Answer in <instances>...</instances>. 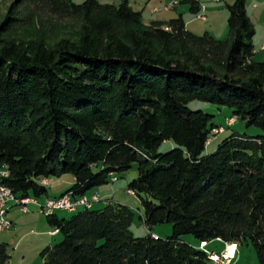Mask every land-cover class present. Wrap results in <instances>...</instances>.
I'll return each instance as SVG.
<instances>
[{
  "label": "trees",
  "instance_id": "trees-1",
  "mask_svg": "<svg viewBox=\"0 0 264 264\" xmlns=\"http://www.w3.org/2000/svg\"><path fill=\"white\" fill-rule=\"evenodd\" d=\"M182 3L202 12L199 0ZM227 8L229 38L218 40L189 31L182 15L146 24L127 0L15 1L0 25V184L40 199L43 179L71 175L64 195L78 198L138 163L128 191L149 230L134 237L132 209L115 202L69 219L53 214L48 224L62 240L43 250V264H210L201 245L213 241L252 245L264 264V62L254 59L247 0ZM44 17L80 27L53 46L14 35ZM196 100L233 109L231 118L263 135L233 134L204 156L225 128L191 110ZM168 141L177 148L160 154ZM160 224L172 236L154 233ZM9 260L0 243V264Z\"/></svg>",
  "mask_w": 264,
  "mask_h": 264
},
{
  "label": "rangeland",
  "instance_id": "rangeland-1",
  "mask_svg": "<svg viewBox=\"0 0 264 264\" xmlns=\"http://www.w3.org/2000/svg\"><path fill=\"white\" fill-rule=\"evenodd\" d=\"M15 1L16 0H0V25L6 20ZM72 1L75 4H82L85 0ZM98 1L101 4L119 5L124 0ZM182 1L183 0H129V4L134 10L142 13L143 21L146 24H150L154 21L171 20V18H173L172 16H177L175 9L177 8L182 14L184 13V10H186L185 21L192 20L187 26L188 30L195 35L202 36L205 33H209L218 40H226L229 38L228 20L230 14L227 5L232 4L234 0H201L202 12L200 14L205 15L206 19L193 15L190 11L189 5L182 3ZM255 2L257 5L254 7L252 0H247V13L256 32L253 39L256 51L254 59L256 62H264V0H256ZM175 3L177 4L174 7L173 5ZM79 27V23L75 21L59 22L49 17H44L38 19L30 27L17 30L14 35L24 44L31 40H43L48 46H53L63 39L75 37ZM188 106L193 111H203L204 113L213 116L211 123L217 128H225L224 133H221L223 131L222 129H219V131H216L215 135H211V144L207 145L203 153L204 156L213 154L222 142L233 134L238 133L254 137L263 135L261 129L255 126H248L247 122L241 118H236L237 122L229 127L230 123H228V120L229 118L234 117V111L231 108L223 106L219 107L198 100L192 101ZM175 148H177L176 144L173 141H168L159 148L158 152L160 154H166ZM138 175L139 164L135 163L128 172L115 175L118 178L117 182L113 181L104 186L91 189L86 195L90 197L93 193L97 192V189H102L104 187L110 190L112 193L110 199L106 200V197H102L101 201L92 205V209H103L110 202H117L130 207L134 213L131 232L136 238H144L149 235V230L143 220V205L137 196H132L130 191H128L130 183L138 178ZM60 179H63L62 181L64 182L62 187L68 188L71 186L69 184L73 179V176L65 175L58 179L55 178L54 181L57 183L61 181ZM45 180L51 182L50 179ZM57 185L58 184H55L54 187L48 186V196L60 194L62 187L58 188L59 186ZM114 194L116 195L114 196ZM66 196L69 195L47 199L48 201L46 200V202L50 203L51 201ZM70 197L72 196L70 195ZM44 199H46V196L41 197L39 200ZM22 201L23 200L21 199L19 203H23ZM28 208L29 213H25L19 206L13 204L9 209V213H7L8 219L13 222V227L9 230L0 232V243L7 244L8 253L10 255L8 264H43V250L47 247L55 246L62 240L60 235L53 236L51 234L52 228L48 224L47 217L54 213L50 214L49 211H47V205H40V211L33 205H30ZM42 211L44 214L40 213ZM55 214L60 218L66 219L73 216L72 212L68 213L61 210L55 211ZM153 232L157 233L162 239H166L172 236L173 228L170 224H160L153 227ZM182 240L191 246H200V242L192 235L183 236ZM206 248L211 251V253H209V258L212 261L210 264H218L215 262V259L212 258V251H215L217 255L220 254V256H222L227 249V247L225 248V244L221 241H213L210 246H206ZM236 250L237 254L235 259L229 262L225 261L224 264H258V255L252 245H239Z\"/></svg>",
  "mask_w": 264,
  "mask_h": 264
},
{
  "label": "built area",
  "instance_id": "built-area-1",
  "mask_svg": "<svg viewBox=\"0 0 264 264\" xmlns=\"http://www.w3.org/2000/svg\"><path fill=\"white\" fill-rule=\"evenodd\" d=\"M177 3H175L173 6L175 7ZM199 18L206 19L205 15H199ZM264 48V45H263ZM237 122L236 117L230 118L228 120V123H230V127L233 126ZM222 133V132H221ZM1 175L3 177H8L9 172L4 170L1 172ZM116 182L118 181V178L115 177ZM43 185H50V182L48 180L43 179L42 180ZM101 200L99 194H94L90 197L85 195L84 197H70L68 200H58V203H49L46 202L44 204H39L37 199L35 198H28V202L26 203H17V196L14 195V193L8 189L3 184H0V232L6 231L8 229L12 228V222L8 219L6 215V208H9V204H16V206H19L24 212H28V205L31 203L38 204L39 208L40 205H47V211H65V212H72V210H81V209H88L91 208V206L94 203H97ZM44 214V212H41ZM59 233V230L56 229L54 231H51V234L53 236L57 235ZM207 243H202L201 248H206ZM226 253V252H225ZM222 254V256L217 255L215 252H213V259H215L216 263L218 264H224L225 261H231L234 258H228L226 254Z\"/></svg>",
  "mask_w": 264,
  "mask_h": 264
},
{
  "label": "crops",
  "instance_id": "crops-1",
  "mask_svg": "<svg viewBox=\"0 0 264 264\" xmlns=\"http://www.w3.org/2000/svg\"><path fill=\"white\" fill-rule=\"evenodd\" d=\"M128 2H129V0H127ZM200 1V3H201V0H199ZM256 0H252V4H253V6L255 7V5H257V3L255 2ZM176 9V14H177V16H172L173 18H171V20L172 19H176L179 15H182L183 16V19L184 20H186V18H185V15H186V10H184V13L182 14V13H180L179 11L180 10H178L177 8H175ZM198 17V16H197ZM170 21V20H169ZM190 21H192V20H190ZM190 21H185L186 22V25L188 26L189 24H190ZM163 22H167V20H165V21H163ZM187 29H188V27H187ZM61 181H59V182H55L54 181V179H50V185H48V186H52V187H54L55 186V184H58L57 186H59L58 188H61L62 186H63V184H64V182L62 181L63 179H60ZM75 183V180H74V178L71 180V182H70V184L69 185H73ZM71 186H69L68 188L66 187H62V189H61V192H60V194H55V195H53V196H47L46 197V199H44V200H39V199H37V201H38V203L39 204H43L47 199H54V198H59V197H62V196H64V194L69 190V188L71 187ZM100 190V191H99ZM97 192H95V193H98L99 195H100V197H101V199H102V197H106V200H108V199H110V197L112 196L111 194V191L110 190H108V189H106L105 187L104 188H102V189H97L96 190ZM95 193H93V194H95ZM92 194V195H93ZM116 194H114V196H115ZM113 198V197H112ZM104 199V198H103ZM101 201V200H100ZM117 203V202H116ZM30 205H33V206H35V208H37L39 211H40V208H39V206H38V204H34V203H31V204H29L28 205V207L30 206ZM13 206V204H9V209L11 208ZM91 208H93V206L91 207ZM23 211V210H22ZM8 213H9V211H8ZM25 213H29V208H28V212H25ZM41 213V212H40ZM8 215V214H7ZM11 221V220H10ZM12 222V221H11ZM12 227H13V222H12ZM157 234V233H156ZM158 235V234H157ZM211 244V243H210ZM210 244L207 246V247H209L210 246ZM226 246H227V244H225V248H226ZM237 246V245H236ZM224 248V249H225ZM212 252H215V251H212Z\"/></svg>",
  "mask_w": 264,
  "mask_h": 264
},
{
  "label": "bare ground",
  "instance_id": "bare-ground-1",
  "mask_svg": "<svg viewBox=\"0 0 264 264\" xmlns=\"http://www.w3.org/2000/svg\"><path fill=\"white\" fill-rule=\"evenodd\" d=\"M112 181H116L115 180V178H113L112 179ZM130 194L132 195V196H135V193L133 192V191H130ZM69 197H70V195L69 196H66V197H64V198H61V199H57V200H55V201H51L50 203H58V200H68L69 199ZM20 200L21 199H18L17 198V203H19L20 202ZM23 201V203H26V202H28V198L27 199H22ZM48 201V200H47ZM43 208V207H42ZM8 211H9V208H6V215H7V213H8ZM76 211H78V210H72V214H73V212L75 213ZM43 212V211H42ZM49 213L50 214H52V213H54L55 214V211H49ZM71 213V212H70ZM46 215H47V212H46ZM9 230V229H8ZM227 249L225 250V252H226V256L228 257V258H234L235 259V257H236V252H237V250H236V248H237V246L236 245H229V244H227ZM209 256H210V254H209ZM216 262V261H215ZM227 262H229V261H227Z\"/></svg>",
  "mask_w": 264,
  "mask_h": 264
}]
</instances>
